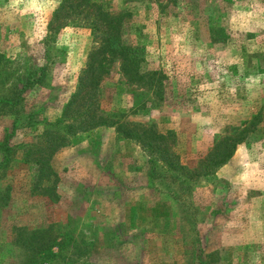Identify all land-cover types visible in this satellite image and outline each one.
Here are the masks:
<instances>
[{
  "label": "rangeland",
  "instance_id": "374dc122",
  "mask_svg": "<svg viewBox=\"0 0 264 264\" xmlns=\"http://www.w3.org/2000/svg\"><path fill=\"white\" fill-rule=\"evenodd\" d=\"M59 1L0 0V97L44 66L11 136V115L0 107V140L10 136L15 151L0 179V193L11 189L0 202V264H28L12 243L14 227L70 236L55 264H197L200 255L206 264H264V0H91L129 14L124 39L140 48V70L154 72L131 84L116 61L100 83L99 110L167 136L183 170L98 127L71 135L51 156L52 201L28 192L22 147L35 142V123L58 116L93 46L77 20L47 35ZM243 130L212 181L188 176Z\"/></svg>",
  "mask_w": 264,
  "mask_h": 264
},
{
  "label": "trees",
  "instance_id": "16d2710c",
  "mask_svg": "<svg viewBox=\"0 0 264 264\" xmlns=\"http://www.w3.org/2000/svg\"><path fill=\"white\" fill-rule=\"evenodd\" d=\"M164 1L175 4L178 0ZM128 17L127 12H107L91 0H60L51 13L46 23L47 35L55 34L59 25L66 21L77 20L89 27L93 46L86 54L85 62L77 74L75 90L58 116L51 121L35 123L32 126L35 142L22 147V161L30 165L32 169L28 192L37 193L39 196L55 201L57 199L56 175L50 167L51 156L67 145L68 137L71 135L98 127H112L117 136L137 144L149 154H155L154 160L168 170H183L176 155L171 153L167 146L169 139L167 136L150 129L139 130L105 115L98 108L100 83L116 61L119 62V72L128 83L141 84L145 80H152L154 76V72L143 73L140 70L142 63L140 48L124 39L125 21ZM4 61V56L0 54V73ZM43 78L44 66H40L35 72L28 73L23 81L18 79L11 87L9 95L0 97V107L6 109L12 118L10 136L18 129L16 111L21 108L24 95ZM246 132L247 130H243L236 136L226 138L221 147L217 146L205 155L196 171L187 172L188 176L190 178L201 176L212 181L215 171L228 161ZM10 136L4 134L0 140V179L5 176L15 155L14 148L8 144ZM10 190L8 185L3 187L0 193L1 207L7 205ZM12 230V243L22 249L28 264H55L63 261V254L67 253V248L73 243L70 236H50L43 229L25 231L14 227ZM197 264H206L201 255L198 257Z\"/></svg>",
  "mask_w": 264,
  "mask_h": 264
}]
</instances>
